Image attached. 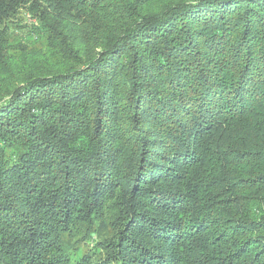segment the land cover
Returning <instances> with one entry per match:
<instances>
[{"label": "trees", "instance_id": "16d2710c", "mask_svg": "<svg viewBox=\"0 0 264 264\" xmlns=\"http://www.w3.org/2000/svg\"><path fill=\"white\" fill-rule=\"evenodd\" d=\"M0 264H264V0H0Z\"/></svg>", "mask_w": 264, "mask_h": 264}, {"label": "rangeland", "instance_id": "374dc122", "mask_svg": "<svg viewBox=\"0 0 264 264\" xmlns=\"http://www.w3.org/2000/svg\"><path fill=\"white\" fill-rule=\"evenodd\" d=\"M23 16V27L12 33L9 42L14 46H16L18 43H22L28 47L42 45L45 42V34L39 32L36 27L32 28L30 26V24H32L31 18L27 17L25 14ZM95 240V236H93L91 238L90 244H83L82 249L86 250L89 246H92L95 243Z\"/></svg>", "mask_w": 264, "mask_h": 264}]
</instances>
